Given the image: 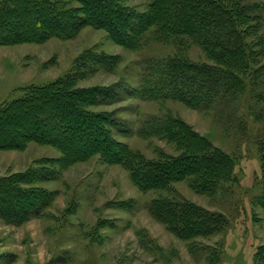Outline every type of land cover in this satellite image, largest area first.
Segmentation results:
<instances>
[{"label": "rangeland", "instance_id": "obj_1", "mask_svg": "<svg viewBox=\"0 0 264 264\" xmlns=\"http://www.w3.org/2000/svg\"><path fill=\"white\" fill-rule=\"evenodd\" d=\"M67 1L77 6L73 0ZM239 1L256 18L251 23L255 29L243 36L251 61L237 75L230 96L219 98L206 111L176 100H140L129 94L145 76V62L179 57L215 66L188 38L160 42L151 28L137 49H128L112 41L105 30L86 26L68 40L0 46V106L21 96L25 85L44 84L71 72L76 59L92 50L117 56L118 63L111 71L87 74L77 87L116 85L117 98L112 103L90 108L112 112L129 132L128 136L114 134L116 140L149 159L156 157L157 148L175 155L174 144L138 135L153 118L174 116L234 161L233 180L211 196L195 193L183 181L173 184L172 192H142L125 169L105 164L97 155L76 162L59 171L54 181L39 184L56 194L42 217L17 226L0 218V264H207L210 249L217 251L218 264H262L254 255L264 246V212L252 196L261 184L258 145L264 138V0ZM125 4L142 12L147 0H127ZM59 156L56 148L34 142L22 150H0V176ZM158 196L181 197L221 213L227 225L211 236L195 238L190 247L147 211L148 203Z\"/></svg>", "mask_w": 264, "mask_h": 264}, {"label": "trees", "instance_id": "obj_2", "mask_svg": "<svg viewBox=\"0 0 264 264\" xmlns=\"http://www.w3.org/2000/svg\"><path fill=\"white\" fill-rule=\"evenodd\" d=\"M73 1L77 6L67 0H0V46L68 40L86 26L105 30L112 41L128 49H137L151 28L160 42L188 38L215 66L179 57L145 62V76L129 94L140 100H176L200 111L230 96L237 75L250 64L252 54L243 36L255 29L251 23L256 18L239 0H147L142 12L127 6V0ZM118 60L88 50L71 72L44 84L25 85L21 96L1 104L0 150H22L34 142L60 153L0 176V218L6 223L17 226L42 217L56 194L39 184L54 181L59 171L94 155L125 169L142 192H172L173 184L183 181L195 193L211 196L233 180V158L178 117L153 118L138 134L174 144L175 155L157 148L156 157L149 159L114 138L129 132L112 112L90 108L112 103L116 85L79 88L77 82L87 74L113 70ZM258 150L261 184L252 201L264 212V138ZM147 211L190 247L195 238L211 236L227 225L223 214L176 196L153 198ZM254 256L264 264V246ZM206 262L219 263L216 250L207 252Z\"/></svg>", "mask_w": 264, "mask_h": 264}]
</instances>
